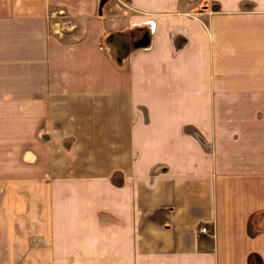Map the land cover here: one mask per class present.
Masks as SVG:
<instances>
[{"label":"crops","instance_id":"1","mask_svg":"<svg viewBox=\"0 0 264 264\" xmlns=\"http://www.w3.org/2000/svg\"><path fill=\"white\" fill-rule=\"evenodd\" d=\"M102 1L0 0V264H264V0Z\"/></svg>","mask_w":264,"mask_h":264},{"label":"rangeland","instance_id":"2","mask_svg":"<svg viewBox=\"0 0 264 264\" xmlns=\"http://www.w3.org/2000/svg\"><path fill=\"white\" fill-rule=\"evenodd\" d=\"M181 1H182L183 3L186 4V3H191V2H194V1H197V0H191V1H189V0H181ZM198 1H199V0H198ZM106 2H107V1L104 0V1L102 2L101 5L103 6ZM67 23H68L69 25H71V22H67ZM64 24H66V23H64ZM61 28H62V29H67L68 26H66V25H61ZM54 34H55L56 37H61V36H63L64 33H63L62 31L59 30L58 32H54ZM201 228H204V227H201ZM200 231H201V229H200ZM205 232H207V229H206ZM205 232H202V233H205Z\"/></svg>","mask_w":264,"mask_h":264},{"label":"built area","instance_id":"3","mask_svg":"<svg viewBox=\"0 0 264 264\" xmlns=\"http://www.w3.org/2000/svg\"><path fill=\"white\" fill-rule=\"evenodd\" d=\"M189 1H191V0H189ZM206 231V228L204 227V228H201V232H205Z\"/></svg>","mask_w":264,"mask_h":264},{"label":"water","instance_id":"4","mask_svg":"<svg viewBox=\"0 0 264 264\" xmlns=\"http://www.w3.org/2000/svg\"><path fill=\"white\" fill-rule=\"evenodd\" d=\"M103 2V1H102ZM102 2H101V4H102Z\"/></svg>","mask_w":264,"mask_h":264}]
</instances>
